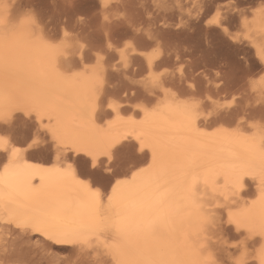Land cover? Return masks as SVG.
Segmentation results:
<instances>
[{
    "label": "bare ground",
    "instance_id": "obj_1",
    "mask_svg": "<svg viewBox=\"0 0 264 264\" xmlns=\"http://www.w3.org/2000/svg\"><path fill=\"white\" fill-rule=\"evenodd\" d=\"M57 1L51 0L53 8L49 9L45 0H0V37L23 31L30 37L56 43L54 35L46 28L48 15L49 20L62 27L63 35L58 52L34 48L22 53L24 61L41 69L21 72L22 86L41 97L40 116L44 125L59 129L63 140L54 143L50 133L22 117L6 127L5 134L11 135L12 142L21 151L15 156L10 152L0 156V193L6 195L11 190L18 199L12 210L0 203V258L18 259L24 264H107L110 257L104 254L102 241L110 239V233H104L99 241L93 239L90 248L53 245L46 239L49 230L45 223L39 224V231L31 226L17 228L20 213L45 217L50 206L59 205L67 210L61 226L72 232L81 223H87L96 209L100 216H110L117 205L133 204L145 186L155 185L160 178L167 179L177 164L189 166L194 161V171L199 177L196 191L185 190L179 195L203 204L213 215L214 226L208 230L207 242L224 264H230L227 259L230 256H225L229 249L225 248L221 237V221L227 223L229 212L257 219L264 214L261 196L264 167L259 156L261 138L258 131L264 121L256 120V112L263 110L259 104H264V84L260 83L264 78V19L259 15L253 19L260 0H197L194 17L185 9L188 0H65L69 4L65 9L57 8ZM242 1L254 6L240 8ZM77 11H86L87 20L76 19ZM210 11L219 17L220 27L200 18V12L204 16ZM28 15L34 18V24L24 23ZM245 18L250 21L248 25L244 24ZM94 20L102 22L100 35H95L99 30H90L91 23H98ZM234 24L242 28V36L230 32ZM73 30L87 33L85 35L93 42L74 50L72 43L65 42L68 35H64ZM128 40L132 41L137 53L150 54L151 48L159 44L161 55L149 68L145 56L127 49V66L123 61L122 66L114 64L115 57L120 58L116 49L123 48ZM188 40L204 41L206 55L214 61L211 69L204 67L203 77L193 75L191 69L189 76L166 72L158 85L153 84L148 78L149 72L190 53ZM107 42L113 45L112 49L106 47ZM200 49V53L203 52ZM97 54L104 59L98 62ZM90 57L93 61L96 59V66H86ZM233 58L237 62H233ZM144 73L147 74L142 77ZM188 78H203L206 91L235 92L239 102L245 96L253 100L244 104L234 102L236 104L223 111H204L205 101L197 96L199 87L193 84L194 89H190ZM3 87L0 75V88ZM165 89L171 91L165 93ZM115 95L120 101L112 99ZM137 99L142 101L135 104L133 101ZM181 100L195 104V121L189 123L176 110L175 104ZM253 123L257 128L250 130L249 125ZM225 127L256 132L255 149H250L240 138L219 131ZM29 136H35L38 143L25 150L24 141ZM123 138L129 145L144 147L143 152L137 151L143 157L134 164L148 171L133 183L120 185L113 193L112 184L124 179L128 167L111 176V182L101 188L83 173L77 159L82 151L102 150L103 141ZM8 147L11 148V144ZM88 172L100 175L99 169ZM244 173L247 174L246 183L242 188L234 187L235 177ZM190 183L189 177L185 188ZM169 188L175 190V184H170ZM109 196L114 197L111 206ZM189 232L190 236H185L176 231L173 234L175 244L192 246L203 240V236L197 238L194 229Z\"/></svg>",
    "mask_w": 264,
    "mask_h": 264
},
{
    "label": "snow or ice",
    "instance_id": "obj_2",
    "mask_svg": "<svg viewBox=\"0 0 264 264\" xmlns=\"http://www.w3.org/2000/svg\"><path fill=\"white\" fill-rule=\"evenodd\" d=\"M256 15L264 19V0H260V7L255 9L253 19ZM24 23L31 25L35 23V20L31 15H28L25 17ZM207 23L220 27L218 16H211ZM249 23L250 21L245 18L244 24L248 25ZM135 31H139V29H135ZM64 35L67 36L68 33L65 32ZM148 38L152 39L150 34H148ZM106 47L112 49L113 45L107 42ZM34 48L58 52L60 44L50 43L40 37H30L23 31L5 33L3 37H0V75L4 80V87L0 88V156H7L9 152L15 156L21 151V148L12 142L11 135L5 134L6 127L18 117L27 121H34L36 125L50 133L54 143L63 140L59 129L44 125L40 116L41 97L27 92L22 86L21 72L41 71L31 62L22 59L23 52ZM127 49L137 53V49L131 40L125 41L123 48L116 49L125 67L128 60ZM137 54L145 56L147 65L151 68L153 61L161 55V49L157 44V47L153 48L150 54L143 52ZM103 59L102 55L97 54L98 62ZM182 70L183 65L176 69L181 75L183 74ZM162 75L163 72L150 71L148 78L153 84L158 85ZM216 75L219 73L217 72ZM14 82L15 86H13ZM260 83L264 84V78L261 79ZM188 87L194 89V85L191 83L188 84ZM170 91L165 89V93ZM172 94L178 96L176 92ZM209 99L211 98L209 97ZM235 99L236 97L233 96L232 101L220 104L218 107H230ZM109 107L111 108L112 105L110 104ZM175 107L189 123L195 121L194 103L189 100H181L175 104ZM256 128L255 123L249 125L250 130ZM219 131H224L231 137L240 138L249 145L250 149H255L256 132H244L239 129L229 130L226 127ZM258 131L261 138L259 156L261 165L264 167V124H261ZM37 143L38 140L35 136H29L24 141L25 150L33 148ZM102 143L103 148L100 151L91 149L82 151V154L78 156L77 165L82 168L83 173L91 174L88 172L89 169L93 171L102 169L103 173L108 174L99 175L98 183L109 179L110 176L118 175L114 168L117 164L127 166L128 172L124 174V179H117L112 184L113 193L118 191L120 185L133 183L138 176L144 175L148 171L147 168L132 163L135 152L144 151L142 145H129L125 138L109 139ZM10 144L11 148L8 147ZM153 155L155 158V153ZM194 169V161L189 166L177 164L171 169L167 179L160 178L155 182V185L145 186L133 204L117 205L110 216H100L98 209H96L90 214L87 223H81L72 232H68L60 223L65 218L67 210L55 204L49 207L45 217H34L28 213H20L16 227L31 226L35 231H39V224L45 223L49 230L46 239L53 245L71 244L74 247L82 248H90L93 239L99 241L104 233H110V239L105 238L102 241L104 254L110 257L107 264H224L218 253L212 250L207 242L209 239L208 230L214 226L213 215L205 210L203 204L179 195L185 190L191 193L196 191L199 177ZM189 177L191 183L185 188V183ZM246 177V173L236 176L233 186L242 188L247 181ZM252 179L254 180L255 177ZM173 183L175 190L169 188V185ZM261 189V196L264 198V178L261 181ZM113 199V196L108 197L110 206ZM0 203L12 210L13 205L18 203L16 193L11 190L6 195L0 193ZM16 211L19 212V209ZM227 223L238 233V238L231 245L234 252L229 258L230 264H264V214H261L257 219L255 217L242 218L240 214L229 212ZM190 229L195 230L198 239L203 236V240L192 246L176 245L173 234L180 231L185 236H190ZM133 240L136 242L135 244L130 243ZM0 264H24V262L18 259L0 258Z\"/></svg>",
    "mask_w": 264,
    "mask_h": 264
},
{
    "label": "rangeland",
    "instance_id": "obj_3",
    "mask_svg": "<svg viewBox=\"0 0 264 264\" xmlns=\"http://www.w3.org/2000/svg\"><path fill=\"white\" fill-rule=\"evenodd\" d=\"M46 2H48V8L49 9H52L53 7H52V5H51V0H45ZM67 4V7H68V3H67V1H65V0H58L57 1V8H60V9H65V5ZM197 0H188L186 3H185V9H186V11L188 12V14H189V16H191V17H194L195 16V14L197 13ZM49 5H50V7H49ZM254 6V4L253 3H250V2H246L245 3V1H242L241 3H240V8H251V7H253ZM246 6V7H245ZM250 6V7H249ZM258 6V4L256 3V7ZM66 7V8H67ZM79 12V13H78ZM77 14V16L75 15V18L77 19V18H79V19H86L87 20V18H85V16L84 15H86V11L84 12H80V11H77L76 12ZM83 13V15L80 17V15L79 14H82ZM210 14H211V16H214L215 15V12L214 11H210L209 13H207V14H205L204 16H202V13L200 12V18L202 17V20H206V19H210L211 18V16H210ZM50 15H48V17H49ZM86 16H88V13H87V15ZM48 17H47V19H45V23H46V28H47V30L49 31V33H51L50 35H54L55 36V38H56V40L54 39V36H52L53 37V40L56 42V43H59V42H61L62 40H63V35L61 34V31H62V27L60 26V25H58V24H56L55 22H54V20H49L48 19ZM183 20H186V18H184ZM95 21V20H94ZM95 22H98V23H91V24H93V27H92V29L90 28V30L92 31V30H94L93 32H95V31H97V30H99V32L97 33V34H95V35H100L101 34V32H102V30H103V25H102V22H101V20H97V21H95ZM99 22H100V24H99ZM95 24H97L96 26H94ZM92 26V25H91ZM99 26H100V28H99ZM97 27V28H96ZM230 32L233 34V35H237V36H242L243 35V30H242V28L238 25V24H234V25H232V26H230ZM60 31V32H59ZM60 33V34H59ZM87 35V33H79V31H77V30H73V31H70V33L68 34V36H67V40L65 41L66 43H72V45H73V47H74V50H77L78 49V47L79 46H81V45H84L85 43L86 44H88L89 42H93L92 41V38L91 37H89L88 38V36H86ZM85 35V36H84ZM73 38V39H72ZM88 38V39H87ZM69 39V40H68ZM89 40H91V41H89ZM95 43V42H94ZM195 41H193V40H188V43H187V45H191L190 46V53H188V54H186V56H183L182 58H180V59H178V60H176V61H172V62H169L168 64H165V65H162V66H160V67H158L157 69H155V71L154 72H163V73H166V72H171V73H174V74H181L180 72H177L176 71V69L179 67V66H181V65H183V76H189V73H190V69L191 70H193V75H195L196 74V76H201L202 75V77H203V70H204V67H206L205 69H211V65L213 64V60H212V58L210 57L209 58V56L208 55H206L207 54V52L205 51V49H204V47H205V43H204V41L202 40V41H200L199 43H195ZM201 44V45H200ZM204 44V45H203ZM198 45V46H197ZM199 45L201 46V49L199 48ZM192 46H194V47H192ZM76 47V48H75ZM153 48H155V47H152L151 49H153ZM191 49H193V50H191ZM198 49H200V50H203V52H201L200 53V51L198 50ZM195 54V55H194ZM199 54H200V56H199ZM199 56V57H195V56ZM203 55V56H202ZM205 56V57H204ZM196 58V59H195ZM198 58V59H197ZM237 60L239 59V56H236L235 57ZM235 58H233V62L236 60ZM87 60H89V61H87L86 62V66L87 67H93V66H96V59H94V61H93V58L92 57H90V59L88 58ZM91 60V61H90ZM210 60V61H209ZM237 60H236V62H237ZM195 63H194V62ZM201 63H200V62ZM205 61V62H204ZM208 61V62H207ZM203 62V63H202ZM114 64H117V65H119V66H122V64H123V62L121 61V59L119 58V57H117V59H116V57H115V60H114V62H113ZM191 63V64H190ZM199 63V64H198ZM212 63V64H211ZM88 64V65H87ZM201 65V66H200ZM197 66V67H196ZM197 68V69H196ZM165 69H167V71H164ZM195 70V71H194ZM202 70V71H201ZM201 71V72H200ZM209 72H211V71H209ZM197 73H198V75H197ZM146 74L147 73H144L143 74V76L142 77H144V76H146ZM200 78H197L196 80H192V78H188V81L191 83V84H194V85H198V87H199V93L197 94V96L198 97H201V98H203V100L205 101L204 102V104H203V108H204V111H207V112H210V111H214V110H220V111H223V110H226L228 107H224V108H219L218 107V105H220V104H226V103H228L229 101H232V97L233 96H235L236 97V94H235V92L234 93H232V92H229V91H221V92H214V90H208V91H206L205 90V88H204V79L203 78H201L200 80H199ZM203 79V80H202ZM232 93V94H231ZM209 97L211 98V99H209ZM112 99L114 100V101H120V97L119 96H113L112 97ZM238 98L236 97V100L235 101H233L232 102V104L234 103V102H236V103H241V104H244V103H246V102H252V100H253V98L251 97V96H245V98L244 97H242L241 99H240V102L237 100ZM245 99H247V100H245ZM249 100V101H248ZM142 100L140 99V101H139V99H137L136 101L134 100L133 102L135 103V104H137V103H140ZM243 101V102H242ZM236 103H234V104H236ZM256 103H258V101L256 102ZM231 104V106H233ZM256 106H258V104L256 105ZM259 106H261V107H263V110H262V112L261 111H258V112H256V120H263L264 121V104H263V102L262 103H260L259 104ZM141 156H142V153H138L137 151L135 152V158L132 160V163H134L135 161H138L139 160V158H141ZM143 157V156H142ZM138 159V160H137ZM107 163V162H106ZM114 168H115V171L116 172H119V171H122V170H124L125 168H127V166H123V165H121V164H117L116 166H114ZM82 169V168H81ZM91 169H89L88 171H90ZM83 171V170H82ZM99 171H100V175L101 174H104V175H108V174H106V173H103V170L102 169H99ZM98 176H99V174H87V177H89V178H91L92 180H94V181H96L97 182V178H98ZM111 177V176H110ZM110 177H109V179H106V180H104V181H102V182H99L98 184V186H101V188H102V186H104V184H107V183H109V181H110ZM223 224H224V226H223ZM227 227V228H226ZM224 230H226L225 232H224ZM236 233V234H235ZM224 235V236H223ZM221 237H222V241L224 242V246H225V248L227 249V247H228V251L226 252V254H225V256H227V254L229 255V256H231L232 255V252H234V249H232L231 248V245L236 241V239L238 238V235H237V232L235 231V229H233L232 230V227L231 226H229L227 223H225V222H223L222 224H221ZM59 250V249H58ZM228 257V256H227ZM226 258V257H225ZM230 257H228L227 259L228 260H230L229 259Z\"/></svg>",
    "mask_w": 264,
    "mask_h": 264
}]
</instances>
